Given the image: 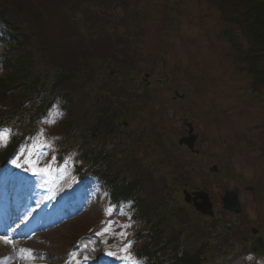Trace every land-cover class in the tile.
Instances as JSON below:
<instances>
[{
	"label": "trees",
	"instance_id": "trees-1",
	"mask_svg": "<svg viewBox=\"0 0 264 264\" xmlns=\"http://www.w3.org/2000/svg\"><path fill=\"white\" fill-rule=\"evenodd\" d=\"M135 1L0 0V20L6 27L0 51V129L12 134L0 160L4 162L24 145L36 133L38 123L63 111L53 132L60 138L56 143L67 149L77 150L76 142H82L83 160L73 166L101 176L111 194L136 196L134 201L144 214L140 216L144 226L138 233L137 254L147 264H208L210 249L194 242L200 238L195 235L198 230L186 228L183 206L170 194L169 180L154 181L146 168L130 177L119 170L127 156L114 158L115 162L103 145L128 117V109L121 104L130 102V94L123 91L130 86L132 69L122 71L119 54L126 61L132 57L122 48L117 51L98 45L101 39L109 41L99 31L111 23L118 27L129 21L140 23L143 11L132 4ZM202 3L221 10L224 30L220 37L226 49L233 53L235 63L249 62L252 78L264 83L261 0H200ZM92 4L99 5L101 13L89 15ZM114 66L121 69L112 75L109 71ZM119 73L127 79L123 75L121 80ZM187 239H191L189 244H185Z\"/></svg>",
	"mask_w": 264,
	"mask_h": 264
},
{
	"label": "rangeland",
	"instance_id": "rangeland-1",
	"mask_svg": "<svg viewBox=\"0 0 264 264\" xmlns=\"http://www.w3.org/2000/svg\"><path fill=\"white\" fill-rule=\"evenodd\" d=\"M134 3H137V7L143 11L142 22L136 27L134 33L138 38L140 37L136 46L137 53L140 50L144 59L137 66L140 74L137 79L142 78L144 82V72L152 75L150 79L159 100L167 101L162 117L164 116L167 122L173 120L176 126L177 132L173 139V141L176 140L175 144L180 137L187 134V118L195 124L198 123L203 129L204 137L196 145L199 149L197 155L182 149L189 161L195 160L193 164H198L199 179L195 177V183L207 189L206 185L204 186V177L207 180V177L211 176L212 166H217L219 170L215 174L218 184L220 186L226 184L230 189H238L247 216L256 220L259 218V210L248 186L253 187L257 184L264 187V155L262 154L264 103L258 101L256 92L252 90L249 74H246L239 66L237 68L231 59H225V49L214 42V40L219 41L217 33L222 30L217 11L209 8L207 3L200 8L195 0H137L132 2L133 5ZM88 11L89 15L95 12L101 13L100 6L97 4L90 5ZM3 29L0 21V34ZM208 29H211L213 33L207 35ZM108 31H111L110 33L115 31L117 35L118 32H123L127 39L133 35L126 31L124 24L121 28L111 24L107 30H102V33L106 34L110 40H115ZM195 40L197 44H194ZM193 57L196 58V62L192 61ZM210 78H213L215 82H211ZM196 85L201 89H198ZM174 86L178 88L181 95L186 96L185 100L174 98L176 97ZM192 91L195 93L194 97L190 93ZM261 93L264 101L262 89ZM185 104L191 107V111L186 114ZM158 133H167L166 125L160 126ZM216 134H220L224 140V148L218 145ZM245 139L251 142V145L246 144ZM4 150L5 145H0V151ZM145 151H148L149 155L153 152L158 153L159 164L162 163L160 149ZM230 153L235 166L233 173L229 171L227 165V155ZM50 155L51 151L47 157H41L45 164L50 159ZM225 171L229 172V175H226ZM6 172L0 170V202L3 204L5 214L8 211L19 210L20 217L16 222L20 232L12 241L14 246L0 240V264H18L21 260L28 264H67L65 257L69 250L74 248L73 235L76 234L74 231L76 226L82 223L104 227L105 221L112 222L111 229L116 226L113 237L110 233L97 236L96 233L100 231L85 235L78 250V261L83 262L85 256L115 258L123 255L120 249L126 243L128 236L125 240L121 233L130 231L128 224L122 221V216L127 215V209L125 211L123 207L121 209L113 207L112 217L106 216L104 210L108 205L107 195L102 189V183L97 179L87 178L70 188V171L60 164L59 169L54 167L46 176L35 175V179L30 182L28 173L19 171L13 175L11 172ZM17 176L21 177L23 183L12 190L11 181H14ZM177 185L181 186L182 183ZM211 187L213 188L214 185ZM214 189L216 192L220 191L219 187ZM224 190L221 188V193H224ZM81 192H84L86 198L84 197L79 208L68 218L60 217L63 199L70 197L72 193L81 197L82 195L79 194ZM262 197L260 202L264 217V192ZM218 209L219 206H217ZM188 210L190 211L191 208ZM115 212L120 217L116 218ZM28 218L31 230L29 234L26 231L21 232L23 228L21 219ZM228 219L238 221L235 215L228 216ZM34 223L38 224V227L34 226ZM129 224H132L131 228L135 227L133 223ZM3 236L4 233L0 232V237ZM86 240L87 243H85ZM117 244H122L121 248ZM106 245L115 250L113 252L115 255H109L106 252ZM21 249H31V254H26L20 251ZM135 259L145 264L143 260L137 257ZM123 260L124 264H133L131 260ZM259 264H264V260H261Z\"/></svg>",
	"mask_w": 264,
	"mask_h": 264
},
{
	"label": "snow or ice",
	"instance_id": "snow-or-ice-1",
	"mask_svg": "<svg viewBox=\"0 0 264 264\" xmlns=\"http://www.w3.org/2000/svg\"><path fill=\"white\" fill-rule=\"evenodd\" d=\"M56 115L62 119L64 116L63 111H57ZM45 123H48L49 125L54 124L56 120H46ZM11 132L10 130H2L0 129V145H6V142L11 139ZM43 140V143H37L38 140ZM60 139L59 137H54L51 140L48 139V137L45 134L44 129H40L35 136H28L26 138V142L24 145V148L21 149L20 156H23L25 152H27L29 156V163L32 165V167L29 169L33 175L36 176H46L48 175L52 169L55 167L59 169V159L57 156L58 149L55 147L54 141ZM34 149V151H33ZM49 151H51V159L47 161L45 164L44 161L41 159V157H47L49 155ZM78 154L75 153H68L67 157L64 159L65 166H67L68 162L71 161L74 165L77 160L76 156ZM19 166V165H18ZM112 207L113 205L110 203L105 208V215L111 216L112 215ZM111 221H105V226L100 230V232L96 233L97 236H103L105 233H111ZM128 228L132 227V224L127 225ZM122 237L126 240L128 233L125 231L121 233ZM0 240H2L5 244L13 245L12 240L5 237H0ZM106 242V241H104ZM14 246V245H13ZM133 246V242L129 241L124 244V246L120 249V252L123 253V255L120 257L121 259H127L133 261V264H141V261L136 260L131 249ZM20 251L31 254V249H21ZM109 255H115V253H108ZM84 260H87L88 257H83ZM248 259H251V257H248ZM77 264H81L80 261L77 262Z\"/></svg>",
	"mask_w": 264,
	"mask_h": 264
},
{
	"label": "water",
	"instance_id": "water-1",
	"mask_svg": "<svg viewBox=\"0 0 264 264\" xmlns=\"http://www.w3.org/2000/svg\"><path fill=\"white\" fill-rule=\"evenodd\" d=\"M206 195H207L206 193L200 192V194H198V197L199 198L202 197L203 199H206ZM227 197H228L227 198L228 200L226 202V207L232 210L235 209L237 211H240L241 209L238 205L237 193L236 192L228 193ZM190 200H191V195L190 193L186 192V201L190 202ZM203 203H205V200ZM203 203H200V205L196 203V206H198L200 210L202 209V211L209 212L205 209V207L203 206ZM254 251H257V248L256 249L254 248ZM261 253H263V251H261Z\"/></svg>",
	"mask_w": 264,
	"mask_h": 264
},
{
	"label": "bare ground",
	"instance_id": "bare-ground-1",
	"mask_svg": "<svg viewBox=\"0 0 264 264\" xmlns=\"http://www.w3.org/2000/svg\"><path fill=\"white\" fill-rule=\"evenodd\" d=\"M28 182V181H27ZM68 201L67 202H69L70 201V199H67ZM63 201L65 202V199H63ZM79 207H76V209H78ZM70 212V210H61V215L62 216H64L66 213H69ZM61 215H60V217H61ZM26 221H27V219H25ZM16 230V232L18 233L19 231H17V229H15ZM18 264H28L26 261H24V260H21L20 262H18Z\"/></svg>",
	"mask_w": 264,
	"mask_h": 264
}]
</instances>
